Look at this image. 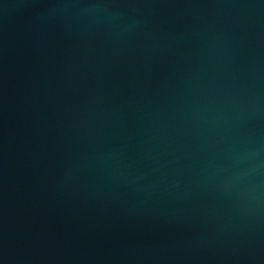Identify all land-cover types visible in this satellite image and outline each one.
<instances>
[{
    "label": "water",
    "instance_id": "water-1",
    "mask_svg": "<svg viewBox=\"0 0 264 264\" xmlns=\"http://www.w3.org/2000/svg\"><path fill=\"white\" fill-rule=\"evenodd\" d=\"M0 264H264V0H0Z\"/></svg>",
    "mask_w": 264,
    "mask_h": 264
}]
</instances>
